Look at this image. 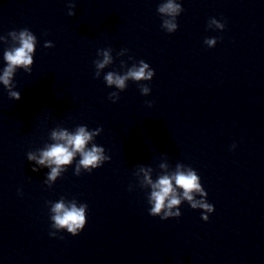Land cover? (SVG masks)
Returning a JSON list of instances; mask_svg holds the SVG:
<instances>
[{
    "label": "clouds",
    "instance_id": "1",
    "mask_svg": "<svg viewBox=\"0 0 264 264\" xmlns=\"http://www.w3.org/2000/svg\"><path fill=\"white\" fill-rule=\"evenodd\" d=\"M76 4L74 0H69L68 16H75ZM157 12L162 17L161 27L168 33H174L178 29L177 17L183 12L181 3L177 0H163L157 8ZM208 28L221 30L225 28V23L210 18ZM8 37L12 39V46L7 48L3 54V60L6 66L0 71V84L8 91V95L13 100H20L21 93L15 91L16 85L13 82L17 69H23L27 73H31V66L34 63L33 56L36 50L37 38L27 28L19 31H11ZM7 37V38H8ZM6 37L0 36V41L8 42ZM204 43L209 47H215L217 38H206ZM45 48L54 47L51 41H46ZM127 49H122L118 56H124ZM98 58L93 61L95 66V77L99 78L101 70L113 64L112 49H100L97 51ZM129 59H132L129 57ZM121 68H127L122 74L118 71H109L104 75V81L109 88L114 87L118 91L110 92L108 98L116 103L119 99V92L124 91L128 86V81L139 84L142 95L150 94L151 89L147 84L141 81H151L155 72L150 68L149 64L144 60L133 63L131 67H127L124 61H121ZM149 107L152 102L146 101ZM102 128L89 130L86 125H80L74 131L67 128L57 127L51 130L50 139L55 143H49L44 148L39 149V155L35 152L27 153V160L34 161L35 165L32 171L37 172L41 168L50 169L46 175L44 183L50 188L56 180L61 177L67 167L72 165L77 156L80 157L75 165L74 174L79 176L81 170L91 173L93 169L101 167L111 157L105 154L102 146H97L94 141L95 137L100 135ZM235 148V145H232ZM160 172L157 178L153 179V168L150 166L139 165L134 175L139 180V186L142 189L150 190L147 194V201L150 205L149 215L160 217L161 220L169 218H179L181 216L180 206L185 201L192 209H201V219L205 222L209 219V214L214 212V206L207 202V192L201 184V178L197 172L182 163H177L174 170H169V165L160 164ZM142 174V175H140ZM131 191V186L129 188ZM199 197V199H197ZM65 198L61 197L56 202L49 201L51 228L49 235L55 237L58 232L66 230L72 236L78 235L87 223V204L81 203L77 205L76 200L65 202ZM63 239V237H60Z\"/></svg>",
    "mask_w": 264,
    "mask_h": 264
}]
</instances>
